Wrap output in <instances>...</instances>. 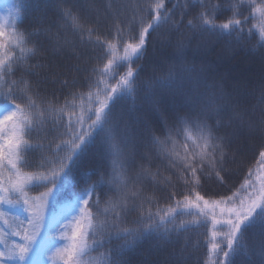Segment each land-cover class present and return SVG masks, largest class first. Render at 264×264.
Wrapping results in <instances>:
<instances>
[{
	"label": "snow or ice",
	"instance_id": "6c2138e0",
	"mask_svg": "<svg viewBox=\"0 0 264 264\" xmlns=\"http://www.w3.org/2000/svg\"><path fill=\"white\" fill-rule=\"evenodd\" d=\"M245 2L231 3L232 16L219 24L220 5L209 0H172L171 7L165 0H137L129 13L126 5L109 3L100 13L95 0H56L51 18L45 13L27 33L13 16L20 20L21 9L41 12L51 7L49 0H16L17 11L10 10L7 20L0 16V206L28 214L21 218L0 208V264H48L46 257L53 264L57 258L63 264H129L126 251L149 238L163 257L149 253L141 264H189L202 244V264H264V73L258 83L230 81L186 54L197 34L196 47L206 46L205 33L237 44L258 36L257 46L264 48V0H247L249 15L242 16ZM90 9L111 13L110 35L91 26ZM250 17L258 32L245 34ZM152 33L171 53L141 80L137 61ZM72 36L102 50L83 82L75 74L87 71L81 66L87 60ZM38 53L49 59L29 63ZM49 84L59 88L49 92ZM141 91L151 97L155 125L147 114L118 107ZM165 95L170 107L163 105ZM253 144L259 146L255 169L248 166ZM93 149L97 163L81 171ZM156 157L174 171L164 176L158 165L153 170ZM237 174L243 182L229 188L230 195L206 198V180L214 177L227 187ZM181 183L166 207L147 194L149 185ZM65 187L73 189L69 208L46 220L51 198ZM33 188L44 191L31 197ZM193 228L205 229L203 240L185 235Z\"/></svg>",
	"mask_w": 264,
	"mask_h": 264
},
{
	"label": "trees",
	"instance_id": "16d2710c",
	"mask_svg": "<svg viewBox=\"0 0 264 264\" xmlns=\"http://www.w3.org/2000/svg\"><path fill=\"white\" fill-rule=\"evenodd\" d=\"M75 2V0H73ZM139 2H143V0H139ZM166 5L171 7L172 0H165ZM236 2V0H209L210 4L218 3L220 5L219 9L215 14L216 23L225 22L230 16H232V11L229 8L231 3ZM259 2V0H257ZM113 3L114 8H120L122 6H127L125 8V12H131L134 5L137 3V0H95V5L99 8L100 13L105 11V5ZM183 0H178V4L182 5ZM14 4H16V0H0V16H3L5 20L8 19V13L11 10L13 13L17 11L14 8ZM49 4L51 7L44 9L41 12H36L32 10H22L21 9V19L16 20L13 16V23H15L20 32H34L35 26L37 24V19L42 18L46 13L49 18H51L52 14L57 11L55 4L56 0H49ZM177 13L180 12V7L175 9ZM249 7L247 4V0L243 6L240 7V12L242 16L249 15ZM87 16L89 17V22L91 26L97 28V32L101 36L110 35V16L108 15H100L94 10H88ZM99 15V19L97 20V16ZM259 17V13L256 14ZM179 18V16H177ZM188 16H185L184 23L186 24ZM258 21L257 19L249 18V21L244 25L245 34H247L248 29H252L253 32H258ZM163 31V29L161 30ZM78 45L79 50L85 53L84 59L87 60L86 63H82V68L87 69V71H82L80 73L75 74L78 81L83 82L84 77H86L95 62L96 56H101L102 50L99 45L90 44L85 40V42L81 43L76 36H72ZM257 38L252 39L251 41L245 40L240 44H237L234 40L229 37H220L215 36L210 33H205L202 40L206 45L204 47L197 48V41L201 40L199 34L196 35L195 39L192 41V45L187 50V56L190 60H195L197 64L204 63L209 66V69L212 73H218L225 75L230 81L240 80L242 82H254L258 83L259 78L262 73H264V48H260L257 46ZM95 48V53H91V49ZM170 48H162L160 42L157 39V33H152L148 43H147V53L146 55L137 61V64L140 65L139 75L140 79H146L147 77L152 75L153 69L160 65V62L170 55ZM17 54H19V50L17 49ZM90 57V58H89ZM49 59L48 53H38L35 57L31 58L28 62L35 63H44ZM248 66L245 68V66ZM136 67V65H133ZM123 71V69L121 70ZM19 73H17V76ZM32 79H36V77H32ZM49 92L53 89H58V84H49L47 85ZM65 94L67 89L64 90ZM159 91V90H158ZM59 95V92H58ZM61 103L63 102V96L60 97ZM151 97L146 95L144 92H139L133 100L132 98H125L120 101L118 107L124 111L132 110L136 116L143 117L145 114L149 117L150 123L155 125L158 121V115L151 111ZM164 107H170L171 98L167 95L164 97L163 102ZM159 134V133H157ZM179 140H183V137H179ZM190 143V142H189ZM95 149L92 150L88 155L82 158L81 160V171L90 169L95 166L97 163V157L95 155ZM259 159V146L258 144L252 145V151L248 155V166L253 167L254 169L257 167V161ZM30 162L32 161L30 157ZM157 165L159 166L160 172L164 176L170 175L174 170L169 169L168 161L164 160L160 157H156L153 160L152 168L156 169ZM33 167H25L23 171H34ZM245 174L247 172V168L244 170ZM7 175V173H5ZM243 174H237V176L233 177V179L229 182L227 187H221L219 182L215 180V178H211L205 181L203 193H207L206 198L212 197L218 199L220 195H230L231 192L229 188L235 190V188L239 187V184L243 182ZM77 180L80 181L79 187H83V181L80 177H77ZM77 188V190H78ZM183 189V185L178 184L175 188L164 187L153 188L152 186H147V194L152 195L156 198L158 204L161 207H166L167 204L172 203L173 201L169 199V193L175 191L176 193H180ZM44 191L43 188H33L29 191V196L35 197L38 196L40 192ZM72 192L73 189L71 187H65L58 192H55L53 198H51L48 208L45 211V215L49 219L53 214L59 216L64 213L66 209L69 208L72 202ZM3 211L20 216L21 218H25L28 214L23 211V209L18 207H10L7 205L0 206ZM155 211V208H153ZM135 213H133L129 220L135 218ZM70 218V217H69ZM68 220H63V224H67ZM61 225V227H62ZM2 221H0V227H2ZM27 220L25 219V227H27ZM205 233L204 228L199 229H191L187 235L193 241L197 239L203 240V235ZM19 241V238H14ZM56 240L57 246H61L63 241L59 239V237H53ZM156 241L154 239H145L141 241L138 245H136L133 249L126 251L125 259L128 260L129 264H141V262L146 258L149 253H152L153 258H162L163 253L157 254L155 251ZM54 251V249H53ZM99 252H104V248H100ZM51 253L49 254V256ZM93 257L98 255V252L93 251L91 253ZM48 261V264H53V262L45 258ZM206 259V247L201 245L199 250H194V256L189 261V264H202L203 260ZM55 264H63V261L57 260Z\"/></svg>",
	"mask_w": 264,
	"mask_h": 264
},
{
	"label": "rangeland",
	"instance_id": "374dc122",
	"mask_svg": "<svg viewBox=\"0 0 264 264\" xmlns=\"http://www.w3.org/2000/svg\"><path fill=\"white\" fill-rule=\"evenodd\" d=\"M246 67H248V66L246 65V66H245V68H246ZM7 206H8V205H7ZM45 217H46V220H47L48 218H47V216H46V215H45Z\"/></svg>",
	"mask_w": 264,
	"mask_h": 264
}]
</instances>
